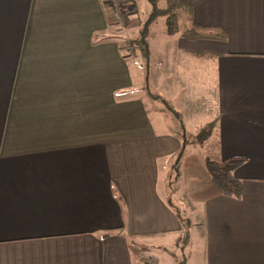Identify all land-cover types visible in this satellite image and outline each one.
<instances>
[{"label": "crops", "instance_id": "0c3cea01", "mask_svg": "<svg viewBox=\"0 0 264 264\" xmlns=\"http://www.w3.org/2000/svg\"><path fill=\"white\" fill-rule=\"evenodd\" d=\"M186 1L196 24L227 37L167 33L175 44L150 49L146 83L109 0H0V264H158L138 248L194 249L195 225L200 264H264V0ZM147 95L183 127L154 118ZM213 119L209 138L187 137ZM185 137L204 163L246 159L239 197L181 193ZM169 175L177 206H203L196 221L186 212L187 244ZM182 258L195 264L194 252Z\"/></svg>", "mask_w": 264, "mask_h": 264}, {"label": "trees", "instance_id": "16d2710c", "mask_svg": "<svg viewBox=\"0 0 264 264\" xmlns=\"http://www.w3.org/2000/svg\"><path fill=\"white\" fill-rule=\"evenodd\" d=\"M151 6V11L149 12L146 19L141 20L138 16L134 18L136 23L139 25L138 34L132 36L126 40L128 44V49L133 54L138 53L140 55V64L141 67L145 69V82L148 83L149 78V57H150V47H149V35L150 28L153 21L159 16H164L166 32L168 34L173 35L179 33L182 37H186L189 39H197L202 37L209 38H218L225 39L227 34L223 30L214 29L210 27H205L196 24L193 21V7L186 0H164V4L160 5V0H148ZM129 5L133 6V11H138V5L136 0H120L119 6L116 10L119 13V19L123 26H129L134 20L129 16ZM149 91V87L146 86ZM152 94V93H151ZM156 97H160L158 94H153ZM163 102H166L169 107L173 110L174 115L180 119V126L183 125L181 121V115L178 111H176L173 105L170 102H167L166 99L161 98ZM216 123V119H213L205 124H203L195 133L192 140H197L202 142L209 138L213 133L214 127ZM183 127V126H182ZM189 139L185 137L184 144L181 148L178 149L175 155V161L173 163L174 169L177 170L178 173V161L186 154V141ZM244 157H230L224 160H214L211 158H206L205 166L207 168V173L210 176V184L205 189L200 190L199 192H195L192 195V198L195 201H205L212 196L217 195H225L232 197H239L242 191L241 179L235 175V172L239 166H241L245 162ZM175 174L176 178L178 174ZM174 180L171 179V175H169V191L168 203L174 208L179 222L182 225V233L179 237V241L184 244H187L190 239L191 233V219L187 215V213L182 210L181 206H177L175 202L172 201L171 192H172V183ZM131 243H134L133 239H130ZM184 261H182V264Z\"/></svg>", "mask_w": 264, "mask_h": 264}, {"label": "rangeland", "instance_id": "374dc122", "mask_svg": "<svg viewBox=\"0 0 264 264\" xmlns=\"http://www.w3.org/2000/svg\"><path fill=\"white\" fill-rule=\"evenodd\" d=\"M110 3L111 0H109ZM160 5H163V0H160ZM112 5V4H111ZM137 7L139 8L138 15L142 20L146 18L151 11V6L148 0H137ZM129 12L130 16L134 19V17L137 15L133 12V6L129 5ZM120 44L127 45L126 41L124 40L125 37H131L138 34V27L134 26L131 28L126 29V27L122 28L120 27ZM166 25H165V18L164 16H159L156 18L153 23L151 24L150 35H149V47L152 50V55L158 56L160 52L162 51V47H164L165 44H167L168 47H172L175 43L174 41H171L173 38H170V36L166 32ZM157 59H152L151 61V68L155 71H160L159 65L156 64ZM156 65V67H155ZM154 72V71H153ZM162 76V75H161ZM155 78L157 81H160V73L155 75ZM153 93H158L157 89L151 90ZM147 97V98H146ZM144 97L147 100H149L152 104V107L154 109H157L159 112L152 114L154 118H157L159 120L160 117L165 118L166 120H169L171 122L172 128L177 125V120L175 119V116L173 112L168 108V106L163 102V100H150L151 98L148 97V95ZM196 133V131H195ZM195 133L188 132L187 137L193 138ZM186 137V138H187ZM188 147L187 149H189ZM202 154L196 153H187L184 155L180 161H178V174L179 179L176 186L180 188L181 193L185 192H199L202 189H205L210 184V176L209 173H207V168L205 166V163L201 160ZM175 161V158L173 160V163ZM170 166V165H169ZM177 173V170L174 169V174ZM171 190L170 188L168 189ZM184 208V212H188L189 216L192 218H195V221L197 220V217H199L203 213V206L202 204L195 203L193 206L186 204H181ZM181 206V207H182ZM199 229L197 228V225H195V229H193V236H192V244L194 246L190 248V246H181V244H176L173 242L167 241L162 242L158 244H154L151 246L146 247H139L137 254H139V251L142 250V253L147 255L148 258H152L153 260L159 259L162 263V257L167 256V262L169 264H178L184 257L188 254V252H194V258H195V264H200L203 256L204 251V242L201 239ZM164 243V244H163ZM193 249V250H192ZM137 250V249H136Z\"/></svg>", "mask_w": 264, "mask_h": 264}, {"label": "built area", "instance_id": "2783aa9c", "mask_svg": "<svg viewBox=\"0 0 264 264\" xmlns=\"http://www.w3.org/2000/svg\"><path fill=\"white\" fill-rule=\"evenodd\" d=\"M111 2H112L111 4H112L113 8L116 9L119 6L120 0H111ZM118 15H119V13H118Z\"/></svg>", "mask_w": 264, "mask_h": 264}]
</instances>
